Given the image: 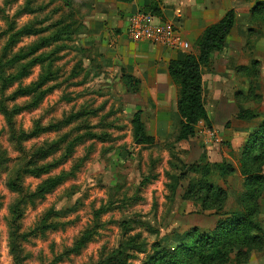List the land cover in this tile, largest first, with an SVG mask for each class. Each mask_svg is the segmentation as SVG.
Masks as SVG:
<instances>
[{
  "label": "rangeland",
  "instance_id": "1",
  "mask_svg": "<svg viewBox=\"0 0 264 264\" xmlns=\"http://www.w3.org/2000/svg\"><path fill=\"white\" fill-rule=\"evenodd\" d=\"M259 4L264 0H225V13H236L234 28L222 54L214 53L202 68L203 100L214 129L202 123L195 137L177 142L174 120L165 136L153 137V146H139L131 120L141 112L143 121L153 109L144 108L139 79L128 82L109 68V29L92 0H0L2 64L36 49L4 69L6 78L13 77L19 66L36 60L26 77L10 86L0 83V156L6 158L0 164V264H99L135 236L145 254H134L128 264H142L153 244L175 252L185 240L192 249L191 230L210 233L218 222L213 205L222 198L202 203L206 182L224 192L223 212L240 210L237 162L259 121L236 117L245 110L264 116V11L252 13ZM188 54L197 55L196 47L181 55ZM41 80L43 87L21 95ZM2 109L12 111L18 144ZM31 133L32 139L24 138ZM222 163L234 172L220 179L215 165ZM32 168L45 171L26 174ZM49 178L62 181L31 204L24 202ZM9 183L21 190H10ZM263 200L255 223L264 231ZM15 206L18 218L11 214ZM92 226L96 231L86 246L64 257ZM256 234L260 243L235 245L227 264H244L239 254H246L245 264H264V236L251 235ZM12 240L21 248L19 257Z\"/></svg>",
  "mask_w": 264,
  "mask_h": 264
},
{
  "label": "trees",
  "instance_id": "2",
  "mask_svg": "<svg viewBox=\"0 0 264 264\" xmlns=\"http://www.w3.org/2000/svg\"><path fill=\"white\" fill-rule=\"evenodd\" d=\"M116 1L123 4L133 2V0ZM257 11H264V4L256 6L252 10V13ZM142 12L150 13L161 19V14L154 2H151L150 6ZM235 18V11L233 9L228 10L219 22L208 26L197 39L194 44L198 52L197 55L188 54L182 60H171L169 62L168 74L174 85L178 87L177 112L180 117V123L176 136L177 142H186L195 137L196 128L199 123H203L208 128L211 126L202 96V68L210 64L214 53H220L224 50L226 39L234 28ZM69 27L70 25L64 26L61 30L66 32ZM48 40L56 41L58 38L56 37L54 39L52 37ZM29 50L34 51L33 53L29 52V54L21 53L15 55L6 61L5 65L0 61V83H3L4 86H10L13 82H18L28 75L27 70L36 60L19 66L17 74L13 77L6 78L4 69L5 67L19 65L28 57H32L36 49ZM123 78L128 82L132 81L130 76H123ZM44 84V80H41L39 83L32 84L28 89L20 93L21 95L33 94L36 90L43 87ZM1 112L7 120V124L10 126L11 139L14 140L15 132L10 124L12 122V111L9 112L6 109H2ZM141 115V112H136L131 120L134 142L139 146H153L155 139L147 134ZM236 119L244 122L259 121L257 130L247 137L241 151V156L237 162L239 174L243 177L240 210L230 213L223 212L222 203L225 197L224 192L222 190H216L208 182L204 183L203 189L200 191L204 195L202 203L209 204L213 200H216L215 197L222 198L220 203L214 201L213 206L216 215H218V222L214 230L206 233L202 232L198 227H194L188 236L190 241H192V249H190L191 247L188 244L184 243L185 240H183L175 252H170L169 250L161 248L158 244H153L150 253H148L142 264H227L229 261L228 256L233 252L235 245L241 244L250 247V244L260 243V237L257 234L254 236L251 234L257 232L262 237L264 236V231L255 223V219L258 217L260 211V200L264 196V176L262 174L264 167V116L259 117L251 111L245 110L244 112L238 113ZM25 135L23 136L27 140L33 137L32 133ZM5 160V157L0 156V164ZM215 166L220 179L234 172L233 168L225 163ZM44 171L45 168H32L26 174L37 176ZM60 181L62 180L58 178H49L47 182L43 183L40 190L37 189L34 194L24 199V202H27L29 199V204H31L33 198L36 199L52 191ZM8 188L17 192L21 190L11 183L8 184ZM19 202L21 201L19 200ZM15 209L16 206L13 207L11 214L14 218H18L20 213L16 212ZM99 213L100 211L95 214V217ZM95 231V226L87 229L74 243L73 247L67 250L63 256L66 257L70 253H79L93 238ZM13 233L15 235V230ZM138 239L139 237L135 236L122 240L118 244L117 249L105 260L100 261L99 264H128V260L134 254H145L143 245L139 244ZM13 242V240L10 242L12 252L15 253V257H19L21 255V248L18 245H13ZM240 255L243 257H240ZM236 257L242 259L241 263H247L248 259L246 254H239ZM21 261L15 262V264H22L23 262Z\"/></svg>",
  "mask_w": 264,
  "mask_h": 264
},
{
  "label": "crops",
  "instance_id": "3",
  "mask_svg": "<svg viewBox=\"0 0 264 264\" xmlns=\"http://www.w3.org/2000/svg\"><path fill=\"white\" fill-rule=\"evenodd\" d=\"M151 2L156 4L161 19L177 26L182 40L194 46L208 26L223 18L225 0H133L130 4L118 3L116 0H92L95 12H101L100 16L103 15L106 20L101 22L109 29L108 32L104 31V41L110 43V51L106 52L109 68L114 71L116 68L118 74L135 77L141 81L139 96L144 99V108L153 109L150 115L144 112L143 121L156 124V129L152 131L146 124V132L151 137H163L174 120L180 123L177 112V87L168 74V65L171 60H182L184 56L181 54L184 52L131 42L124 34L127 18L146 10ZM218 54L221 55L222 52ZM203 93L204 83V99ZM207 113L211 128L214 129L213 118L208 110Z\"/></svg>",
  "mask_w": 264,
  "mask_h": 264
},
{
  "label": "built area",
  "instance_id": "4",
  "mask_svg": "<svg viewBox=\"0 0 264 264\" xmlns=\"http://www.w3.org/2000/svg\"><path fill=\"white\" fill-rule=\"evenodd\" d=\"M124 34L135 43L162 46L184 53L189 49V44L182 40L177 26L142 11L127 18Z\"/></svg>",
  "mask_w": 264,
  "mask_h": 264
}]
</instances>
